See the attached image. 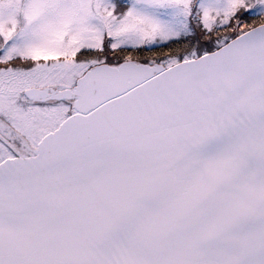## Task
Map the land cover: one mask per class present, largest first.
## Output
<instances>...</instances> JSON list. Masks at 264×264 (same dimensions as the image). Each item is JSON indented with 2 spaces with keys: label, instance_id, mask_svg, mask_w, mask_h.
Segmentation results:
<instances>
[{
  "label": "snow or ice",
  "instance_id": "6c2138e0",
  "mask_svg": "<svg viewBox=\"0 0 264 264\" xmlns=\"http://www.w3.org/2000/svg\"><path fill=\"white\" fill-rule=\"evenodd\" d=\"M0 264H264V0H0Z\"/></svg>",
  "mask_w": 264,
  "mask_h": 264
}]
</instances>
